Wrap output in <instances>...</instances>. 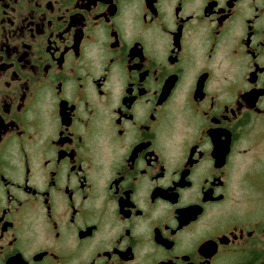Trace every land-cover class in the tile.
Segmentation results:
<instances>
[{
  "label": "flooded vegetation",
  "instance_id": "obj_1",
  "mask_svg": "<svg viewBox=\"0 0 264 264\" xmlns=\"http://www.w3.org/2000/svg\"><path fill=\"white\" fill-rule=\"evenodd\" d=\"M0 264H264V0H0Z\"/></svg>",
  "mask_w": 264,
  "mask_h": 264
}]
</instances>
